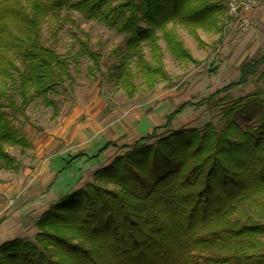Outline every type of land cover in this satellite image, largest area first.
<instances>
[{
  "label": "trees",
  "instance_id": "trees-1",
  "mask_svg": "<svg viewBox=\"0 0 264 264\" xmlns=\"http://www.w3.org/2000/svg\"><path fill=\"white\" fill-rule=\"evenodd\" d=\"M226 3L0 0V161L4 167L16 170L4 145L29 147L12 127L16 115L27 120L28 99L41 96L45 106H53L47 94L64 80L71 81L69 61L40 40L43 23L50 30L58 29L59 12L65 9L127 35V57L141 72L143 84L152 89L158 80L166 79L156 31L176 61L198 65L167 25H181L204 47L196 30L220 33L230 20ZM76 41L92 68L100 72L101 56L91 48L88 37ZM144 45L151 62L143 56ZM16 61L21 62V72ZM263 62L264 51L243 61L237 81L196 103L179 104L163 124L168 128L187 107L209 104L221 95L220 100L228 101L232 89L250 81L252 93L222 107L221 129L208 122L201 135L196 128H178L161 136L153 128L133 144L118 146L127 151L94 173L95 179L116 188L86 184L64 194L37 219L36 242L14 238L0 245V264H264V72L259 70ZM215 70L210 64L208 72ZM9 82L18 90L20 104L6 92ZM117 83L127 98L136 94L129 65L121 66ZM243 104L261 109L258 123L232 121ZM115 146L107 142L96 151L73 156L67 164L83 157L93 160ZM220 190L232 196V202L222 207Z\"/></svg>",
  "mask_w": 264,
  "mask_h": 264
},
{
  "label": "rangeland",
  "instance_id": "rangeland-1",
  "mask_svg": "<svg viewBox=\"0 0 264 264\" xmlns=\"http://www.w3.org/2000/svg\"><path fill=\"white\" fill-rule=\"evenodd\" d=\"M59 15L61 21L57 24L58 29L54 30L55 26H53L50 30L48 24H42L40 40L44 46L69 61L71 81L64 80L62 86H57L47 94V98L53 101V106H45L41 96L30 97L25 109L27 120L25 121L16 115V121L12 127L18 135L26 139L29 147L23 149L9 145L3 146L6 153L13 159L16 170H7L0 161V189L7 185L11 186L28 170L33 169L34 159L39 156L45 158L47 154L66 155L82 149L83 145L74 147L75 141H71L75 140L71 138L72 128L79 129L80 132L83 131V134L76 138L81 143L83 139L89 140L92 137L91 134L94 133L96 135L94 140H97L96 147L101 146L107 140L115 144L125 139L126 144H133L136 139H127L132 136L130 132L135 130V126L140 136H145L153 128L157 129V135L162 136V134L167 133V130H171V126L165 128L159 115L150 111V107L155 105L157 95L160 92L170 90L174 94L170 98H174L175 102L180 104L186 101L196 103L219 89L216 87L226 84L225 82L212 83L215 73L208 72L210 60L219 54L218 48L221 45V40H218L219 33H208L197 29V35L205 45L199 47L181 25H167L169 29L177 33L183 46L200 63L193 65L188 62L176 61L166 49L161 38V32L156 31V35L160 37L158 45L161 49V62L166 79L158 80L152 89H148L143 84L142 74L134 66L133 59L127 57V35L117 33L115 29L107 27L97 19L88 20L77 11L62 9ZM84 36L88 37L91 48L101 56L100 72L92 68L91 62L79 50L76 39L83 40ZM142 53L145 60L151 62V53L146 45L143 46ZM125 64L129 65L134 73V86L137 91L130 99L126 97L117 83L120 68ZM214 64L216 63L213 62ZM16 67L20 72L23 69L20 61H16ZM16 78L17 74L14 73V79L16 80ZM253 91L254 84L247 83L238 90L230 92L228 101L220 100L221 95L209 104L191 107L186 113L189 116L180 119L179 124L181 126L179 128H196L201 135L203 126L211 122L219 130L223 126L220 121L222 107L228 104L227 102L230 100L242 98ZM6 92L12 96L17 104H20L18 90L11 85V82L8 83ZM171 106L174 107V104L172 103ZM241 107L233 113L232 121L237 124L258 123L261 115V109L258 106L243 104ZM2 111L8 112L7 109H2ZM184 115L185 113H183ZM183 122L187 123L183 124ZM231 137L236 139L235 132H231ZM48 138H52V142L47 145L49 148H44L45 140ZM152 142L153 140L147 144ZM126 151V149H109L105 152L104 157L106 161L112 160L115 156L122 155ZM66 162L67 160L60 165V171L57 173L56 184L54 185L57 190L58 188L62 190L68 186H73L77 181V172L81 168L79 162L72 164L71 170L64 169ZM86 171L88 172L84 178L73 187L74 189L72 188V191L76 187L82 188L86 184L110 190L116 188L111 183L106 184L105 180L95 179V172ZM230 189L233 190L232 187ZM220 191L222 192L220 206L231 203L232 196L223 190ZM16 194L18 197H16L13 207L18 208L21 206L22 196L19 190ZM233 218H236L235 215ZM23 233L25 234L23 239L36 242L37 229L36 233L33 230H26Z\"/></svg>",
  "mask_w": 264,
  "mask_h": 264
},
{
  "label": "crops",
  "instance_id": "crops-1",
  "mask_svg": "<svg viewBox=\"0 0 264 264\" xmlns=\"http://www.w3.org/2000/svg\"><path fill=\"white\" fill-rule=\"evenodd\" d=\"M245 15L251 21V26L247 31L242 32L238 30L236 27V19L230 18V20L225 23L222 33H219V36H221V45L218 48L219 54L216 58L210 60V64H213V62L216 63L214 64L216 70L213 75L212 83L225 82L226 84L223 85L225 86L230 82L237 81L239 78L238 67L240 63L251 60L264 51V0H257L256 6L247 10ZM259 70L264 72V62ZM248 83L251 82L249 81ZM242 86L236 87L230 92L238 90ZM173 95L174 94L171 93L170 90L164 91L163 93L160 92L157 95L158 101L156 100L155 105L150 107L151 113L158 114L160 121H163V123L165 116L180 104L179 102H175L174 98H170ZM171 102L174 104V107L171 106ZM190 108L191 107L185 108L181 114L172 120L170 124L171 130L178 129L181 126L179 124L180 119L182 117L185 119L189 116L186 113ZM183 113H185L184 116ZM186 123L187 122H183V124ZM175 124L176 126L174 127ZM81 132L79 129L72 128L71 138H74L75 140L71 141H75L76 145H74V147L79 146L80 144L83 145L82 149L66 155L47 154V157L45 158L39 156L37 159H34L35 163L33 169L28 170L27 173L11 186L7 185L0 189V245L14 238H24L23 236H25V234L23 232L26 230H33V232L36 233L35 223L44 211H46L58 198L71 192L72 188L78 185L82 178H84L86 172H88L86 170L95 172L108 165L111 160L106 161V158L104 157L107 150H122L119 149L118 146L126 144L125 139L118 141V143H115V147H109L99 157L93 160L89 161L86 157H83L67 164L73 156L83 152L90 153L96 151V149L100 148L105 143L110 142L107 140V142H103L101 146L96 147L97 140H94V136H96L94 133L93 135L91 134L92 137L89 140L86 141V139H83L82 143L78 142V139L76 138L77 136L79 137L80 134H83V131ZM150 132L151 131L149 130V133ZM86 135H88L87 132ZM130 135L132 136L127 140H137L143 137L138 134L136 126L135 130L130 132ZM51 142L52 138H48L45 140L43 147L49 148L47 145ZM66 160L67 162L64 169L71 170L72 164L76 162H79L81 168L77 172V181L73 186H68L62 190H59L58 188L57 190L54 188L57 173L60 171V165ZM78 188L81 187L78 186L75 190ZM18 190L22 196V202L20 207L15 208L13 207V204L16 197H18L16 194Z\"/></svg>",
  "mask_w": 264,
  "mask_h": 264
},
{
  "label": "built area",
  "instance_id": "built-area-1",
  "mask_svg": "<svg viewBox=\"0 0 264 264\" xmlns=\"http://www.w3.org/2000/svg\"><path fill=\"white\" fill-rule=\"evenodd\" d=\"M257 4V0H227V16L236 19V27L244 32L251 26V21L246 17L245 12L252 9Z\"/></svg>",
  "mask_w": 264,
  "mask_h": 264
}]
</instances>
